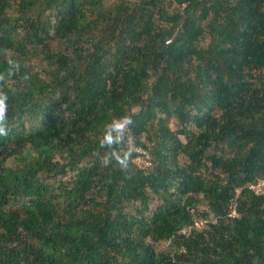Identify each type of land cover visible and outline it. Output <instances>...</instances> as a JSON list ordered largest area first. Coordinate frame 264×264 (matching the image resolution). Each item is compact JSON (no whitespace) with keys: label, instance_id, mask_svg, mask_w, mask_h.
Here are the masks:
<instances>
[{"label":"trees","instance_id":"trees-1","mask_svg":"<svg viewBox=\"0 0 264 264\" xmlns=\"http://www.w3.org/2000/svg\"><path fill=\"white\" fill-rule=\"evenodd\" d=\"M0 75V264H264V0H0Z\"/></svg>","mask_w":264,"mask_h":264},{"label":"built area","instance_id":"built-area-1","mask_svg":"<svg viewBox=\"0 0 264 264\" xmlns=\"http://www.w3.org/2000/svg\"><path fill=\"white\" fill-rule=\"evenodd\" d=\"M136 153H138V157H136L132 163L134 165V167L138 170V171H143L146 172L147 170H149V168L151 167V161H150V157L148 156V154L141 150L138 149L136 150ZM245 189H247L253 196L255 197H261L264 195V177L263 178H259L256 181H254L253 184H248ZM242 189H237L235 191L234 194V198L229 202L228 204V215L227 217L231 220L237 219L238 213H237V199L241 193ZM195 228H200L202 227V223L201 222H196L193 225ZM192 231V227H187L182 229L179 234L188 237L190 235Z\"/></svg>","mask_w":264,"mask_h":264},{"label":"clouds","instance_id":"clouds-1","mask_svg":"<svg viewBox=\"0 0 264 264\" xmlns=\"http://www.w3.org/2000/svg\"><path fill=\"white\" fill-rule=\"evenodd\" d=\"M10 75V74H9ZM5 79L4 75H0V81H3ZM7 111H8V95L3 90H0V136H7L10 132V126L7 119ZM133 121L130 116H124L119 118V120L113 121L112 125L108 127H113L119 131H123L128 125L132 124ZM117 143H123V141H118L116 138L112 137L109 134H105L104 140L101 144V146L112 148L114 144ZM128 146V145H127ZM134 147L133 142L131 143V147L129 149V157L130 158V152L132 148ZM129 148V146H128ZM115 150V149H113ZM134 160V159H133ZM104 163H107V161H104Z\"/></svg>","mask_w":264,"mask_h":264},{"label":"rangeland","instance_id":"rangeland-1","mask_svg":"<svg viewBox=\"0 0 264 264\" xmlns=\"http://www.w3.org/2000/svg\"><path fill=\"white\" fill-rule=\"evenodd\" d=\"M211 218H209V220H210ZM166 249V246H164V245H160L158 248H157V251H163V250H165Z\"/></svg>","mask_w":264,"mask_h":264}]
</instances>
